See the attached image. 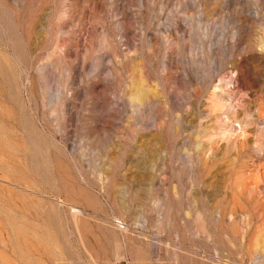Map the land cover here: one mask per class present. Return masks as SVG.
Masks as SVG:
<instances>
[{
	"label": "rangeland",
	"instance_id": "374dc122",
	"mask_svg": "<svg viewBox=\"0 0 264 264\" xmlns=\"http://www.w3.org/2000/svg\"><path fill=\"white\" fill-rule=\"evenodd\" d=\"M0 264H264V0H0Z\"/></svg>",
	"mask_w": 264,
	"mask_h": 264
}]
</instances>
